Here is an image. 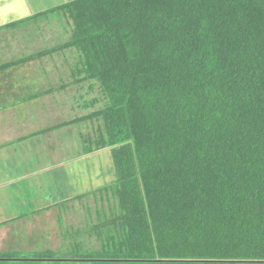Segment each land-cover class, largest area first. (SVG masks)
Listing matches in <instances>:
<instances>
[{"label": "trees", "instance_id": "16d2710c", "mask_svg": "<svg viewBox=\"0 0 264 264\" xmlns=\"http://www.w3.org/2000/svg\"><path fill=\"white\" fill-rule=\"evenodd\" d=\"M56 11L66 37L0 66L3 95L22 85L21 105L98 89L76 102L86 116L32 138L91 124L78 151L109 153L115 176L98 187L90 170L55 206L61 215L100 198L85 232L97 248L65 232L57 251H7L0 264H264V0H78ZM57 60L59 85L47 69Z\"/></svg>", "mask_w": 264, "mask_h": 264}, {"label": "rangeland", "instance_id": "374dc122", "mask_svg": "<svg viewBox=\"0 0 264 264\" xmlns=\"http://www.w3.org/2000/svg\"><path fill=\"white\" fill-rule=\"evenodd\" d=\"M62 16V13H60L59 11L51 12L46 17L40 19L37 23H33L32 28L25 27L21 30H5L4 32H2L0 34V42L3 40L4 43H0V66L13 61L15 57H27L30 54L33 55V52H36V55H38V51L40 50H50L52 47L59 46L62 43V39L66 37L65 32L62 30V27L66 24V20L63 19ZM68 55L69 54L67 53V58ZM12 56L14 57L13 59ZM69 58L71 62L73 57L71 56ZM42 62H45V59H43ZM62 62V60H57V64L53 63L52 65H49V67H47L49 71H52V73H54V76L51 77L50 81L52 83H55L57 80L56 85H59L58 74L56 73L62 72L64 74L67 71L66 68V71H63L64 65ZM34 69H36L38 79L42 80L44 75L43 69L39 65H36ZM7 79L8 73L6 71L0 74V83L2 84L3 80L9 87L10 85L7 82ZM86 87L85 89H79V86H74L73 88L67 90L59 96L57 95L54 97H49L48 101H45V98H43V100H41L40 98H36L30 102H24L21 105H18L17 101H15L18 97H21L23 99L27 98V92L25 95L21 93L24 90V87L20 85L17 88V90H19V95H17V93H13L14 96H11L8 101L10 102V104H16L14 105V107L20 106V109L26 107L25 111L27 109L28 117L26 114L24 115L18 113V115L14 116V120L12 121V123L15 124V122L17 121H23V125H16L17 128L24 129L23 132H21L22 134H29V132L32 133L29 127L30 124L33 128H35L34 132L36 134L42 130L49 129L51 124L57 125L64 120L70 121L84 117L87 115L88 110L84 108H78L77 103L79 102V96H85V99H87L86 101H88L95 99L98 95V89H95L94 93L86 96ZM29 105L31 108L29 107ZM45 106L47 109L46 111ZM3 109L4 107H0V112ZM0 117V129L6 132L4 134L11 135L15 133V125H9V121H7L6 125H3V123H5L6 121L5 118L9 117L6 115ZM88 126L90 127L87 128L85 124H82L81 126L73 125L61 130L60 134L54 133L53 138L49 137L46 144L49 143L51 153H54L56 159H60V161L64 162L63 160L65 159V161L73 159L70 157L74 156L75 152L78 155V150H81L82 148V137L88 132L92 133V130L95 129V126L91 124H88ZM81 132L83 136L81 135ZM1 134L3 133L0 132V135ZM17 134L18 133L14 134V136ZM64 134H66V136L63 137ZM44 138L45 137H42V139ZM66 139H68V145L65 144V142H67ZM53 141L55 143H52ZM57 141L59 142L57 143ZM9 142H12V140H9ZM7 143L8 141L0 144V147ZM65 145L67 148H65ZM97 155H99L100 157L99 160H101V158H104V166L102 167L104 168V185H107L114 179L115 176L113 163L111 158L109 157V153L103 152L98 153ZM79 176L80 173L77 172V180L79 179ZM85 186L86 185L84 183H78L79 188ZM91 197L89 199V202H86L87 204H84V201L82 203L79 201H75L72 204L62 206V211L66 210L67 207L68 209L66 211H63L61 215L60 213L54 214L55 212H49L50 214H45L43 215L44 217L38 215H28L24 220L18 221L8 227H5V235L1 236L0 234V253L12 251L20 252L21 255H23L27 254L28 252L48 249L57 251L62 244L61 241L64 237L63 234H65V232L69 233V235H74L75 241L80 243L83 242L85 246L84 249L88 247L89 249H91L90 246H92V248H97L98 244L94 242V240H89L87 238L88 235L85 234V232H87V228H90L96 220L97 214L95 213V209H99L100 205L104 206V203L102 204V200L100 198H98L97 200L94 196L92 198ZM62 202H64V200H62ZM87 205H90L89 207L92 210L91 216L85 210L87 209ZM105 205L107 206V204ZM55 211L57 212V210ZM59 216H62L63 218V228L58 227L60 223V221H58ZM64 229H66L67 231H64ZM76 232L80 233L81 236L78 237L77 234H75ZM87 241L92 244L88 245Z\"/></svg>", "mask_w": 264, "mask_h": 264}, {"label": "crops", "instance_id": "0c3cea01", "mask_svg": "<svg viewBox=\"0 0 264 264\" xmlns=\"http://www.w3.org/2000/svg\"><path fill=\"white\" fill-rule=\"evenodd\" d=\"M75 1L78 0H0V34L5 30L32 28L33 23H37L49 13L55 12L59 7ZM17 23L20 24L13 27ZM0 43H4L3 40ZM7 88L0 84V107H4L0 116L9 117L5 118L6 121L3 125H6L7 121H9V125H15V133L7 135L0 129V132L3 133L0 135V144L8 141L7 144L0 147L1 236L5 235V227L24 220L28 215L43 216L50 214L49 212L58 214L55 211L57 210L55 206L62 203V200L66 201L78 195V183L86 185L88 177L91 175L90 170L97 173L102 180L98 179L99 186L97 184L96 186L104 185V168L102 167L104 158L99 160L98 153L81 156V152L78 155L75 152V155L70 157L73 159L68 161L65 159L62 162L60 159H56L53 152L51 153L49 143L46 144L49 137L53 138L54 133L60 134V131L49 134L44 139L32 138V135H35V128L29 124L32 133L22 134L24 129H19L16 125H23V121H17L15 124L12 121L18 113L27 115V109L24 111L26 107L20 109V106L14 107L16 104H10L9 99L3 95ZM54 126L56 125L51 124L50 128ZM16 133L18 134L14 136ZM66 141L65 144L68 145V139ZM65 148H67L66 145ZM86 162L89 163L88 169ZM77 172L80 173L78 180Z\"/></svg>", "mask_w": 264, "mask_h": 264}]
</instances>
